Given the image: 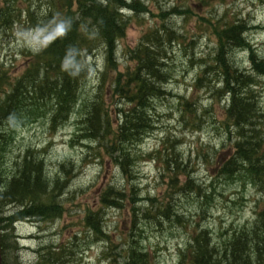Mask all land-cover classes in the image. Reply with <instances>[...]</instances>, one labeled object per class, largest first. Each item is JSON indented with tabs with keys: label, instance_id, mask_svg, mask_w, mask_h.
Returning a JSON list of instances; mask_svg holds the SVG:
<instances>
[{
	"label": "rangeland",
	"instance_id": "1",
	"mask_svg": "<svg viewBox=\"0 0 264 264\" xmlns=\"http://www.w3.org/2000/svg\"><path fill=\"white\" fill-rule=\"evenodd\" d=\"M57 1L0 0V9L10 6L16 11L29 10L37 20L44 19L48 8L58 5ZM126 1L132 5L126 7L127 11L145 6L148 12L137 10L136 14L125 16L129 23L117 48L112 49L116 72L106 69L105 48L94 46L88 53L86 50L87 75L73 115L55 130L46 120L16 127L13 140L0 154V193L21 170L22 158L29 151V161L42 162L48 188L56 190L54 183H58L59 204L64 209L60 219L30 220L14 226V237L19 235L27 240L18 242L25 247L20 248L21 264L37 263L38 256L47 252H39V248L46 246L59 255L64 246L71 247L72 256L67 263L63 258L64 264H113L114 260L123 264L129 247H139L149 254L153 264H178V251H184L192 237L201 231L208 234L210 246L215 247L221 262L226 259V244L233 233L247 235L245 232L256 220L255 208L262 210L264 206V193H259L255 186L244 188L229 180L235 172L229 168L235 132L223 119L226 100L223 101V82L218 76L217 47L212 34L216 21L241 20L248 28L244 37L255 47L257 57L264 60V0ZM75 8L73 4L72 9ZM116 9L120 14L125 7L118 3ZM1 17L5 18V12L0 10ZM22 27L13 23L8 31L0 30V65L14 79L25 72L26 63L33 60L43 43V34ZM172 31L176 36L168 40ZM153 36L158 38L152 46L160 65L159 73L168 78L163 85L165 95L150 101L148 117L153 121V129L139 145L124 143L132 165L117 155L122 169L113 161L115 154L107 148L106 139L91 140L80 135L83 129L89 134L94 132L84 121L79 124L78 118H90L91 105L95 108L93 103L102 96L111 123L119 120V111L127 107L107 88L115 75L106 74L105 91L100 94L101 74L124 73L134 65L129 60L131 52L141 50ZM247 55L235 50L229 61L247 72L250 69ZM255 79L260 84L254 90L261 111V118L253 122L257 140L264 139V77ZM161 148H165L164 152L155 154ZM140 155L146 157L139 161ZM174 160L178 162V170L174 168ZM187 185L192 189H187ZM108 187L113 188V195L108 194ZM117 192L121 196L117 197ZM103 198L108 203L115 201L116 206L100 203ZM18 205L8 206L1 200L0 213L5 208L4 217L15 214L21 211ZM90 211L94 212L88 220H93L94 214L103 216L101 225L106 238L100 237L102 241L95 240L93 231L83 226L82 221L87 220ZM39 235L46 237L38 238ZM10 236L16 240L13 232ZM35 251L38 253L33 254ZM16 260L14 252L6 251L5 264H14ZM184 261H191L190 256Z\"/></svg>",
	"mask_w": 264,
	"mask_h": 264
},
{
	"label": "trees",
	"instance_id": "2",
	"mask_svg": "<svg viewBox=\"0 0 264 264\" xmlns=\"http://www.w3.org/2000/svg\"><path fill=\"white\" fill-rule=\"evenodd\" d=\"M57 3L58 6L56 4L53 9L59 7L58 11L49 20L51 19L50 24L55 30L58 29L59 34H56V41L40 55L39 61L30 64L25 73L14 83L0 67V154L5 152L6 147L13 140L16 127L47 121L49 117L50 127L55 130L66 122L75 109L77 98L80 96V87L86 79L87 68L84 69L86 50L88 53L91 47L102 46L106 50V69H113L115 72L117 70L112 49L117 48V42L123 37L129 21H125L126 15L119 14L116 8L118 3L128 9L132 5L125 0H84L77 3L73 10L72 4L67 0H58ZM138 3L136 2V5ZM138 8H132L135 14L137 10L147 11L144 6ZM11 9H3L5 18H0V27L10 21ZM174 10L181 12L178 8ZM129 12H132L131 9ZM27 15L28 21L33 18L32 14ZM244 31H246L245 23L238 20L232 24L216 23L212 34L217 41L215 60L219 64L218 76L223 82L222 91L229 94L225 122L228 128L235 132L233 138L236 148L235 159L241 160L246 165L245 174L251 177L252 183H255L260 178H264V142L257 143L255 135L257 127L253 125L254 120L260 117L256 97L252 91L258 83L250 75L233 69L229 55L236 48L249 49V61L256 76L264 75V60L257 58L254 51L249 48L243 38ZM167 36L170 40L172 36H176V33L172 31ZM157 42L158 38L153 36L146 40L141 50L136 49L131 52L129 60L135 65L126 72L101 74L98 86L100 94L105 91L103 85L106 74H113L115 76L107 88L112 92L113 97H117L127 107L119 111V121L112 123V125L116 124L115 129L111 125L107 111L101 108L100 104L104 101L102 96L97 97L93 103L96 105L95 108L91 106L93 115L87 119L86 124L92 126L94 133H86V136L106 139L107 148L115 154L112 155L113 161L122 169L123 164L117 161V155L124 157L131 165L124 143L131 142L133 145L139 143L153 128V121L148 117L150 101L161 95L162 90L159 85L166 79L164 73H159L160 65L153 56L152 45ZM99 110L107 114L108 118L101 117ZM21 117L23 120L20 119ZM82 123L81 119L79 124ZM85 130L83 129L82 132ZM155 153L160 155L161 151ZM24 162L22 171L17 177H13L5 187L6 190L0 193V202L2 200L8 206L19 203L23 208L18 215L0 220V223L6 221L5 227H1L4 230H11L14 222L24 218L35 220L58 218L63 210L57 199L60 196L58 183H54V186H57L56 190L48 188L49 183L42 174V162L33 164L31 161L27 162V159ZM177 163L173 161L176 170H178ZM168 168L167 165V171ZM259 183L264 185L263 181ZM186 187L192 189L189 185ZM92 230L95 235H102L97 220ZM245 233L247 235L243 238H236V234L233 233V237L226 244V259L220 262L215 247L210 246L208 234L205 231L198 232L192 237L191 244L180 253L179 264H225L226 260L228 264H264V210L258 213V221ZM10 242V233H5L1 238L3 264H5L6 251H16L15 244L10 247ZM47 251L39 256L37 264H64V260L68 262L66 255H70V252L65 249L60 252L61 256L59 253ZM186 256L188 259L190 256L191 261H184ZM124 264H151V259L147 255L140 254L137 248L129 247L126 249Z\"/></svg>",
	"mask_w": 264,
	"mask_h": 264
},
{
	"label": "bare ground",
	"instance_id": "3",
	"mask_svg": "<svg viewBox=\"0 0 264 264\" xmlns=\"http://www.w3.org/2000/svg\"><path fill=\"white\" fill-rule=\"evenodd\" d=\"M255 216H256L255 222H257L258 221V215H255ZM14 223L16 224V222H14ZM17 223H19V221Z\"/></svg>",
	"mask_w": 264,
	"mask_h": 264
},
{
	"label": "water",
	"instance_id": "4",
	"mask_svg": "<svg viewBox=\"0 0 264 264\" xmlns=\"http://www.w3.org/2000/svg\"><path fill=\"white\" fill-rule=\"evenodd\" d=\"M77 1H81V0H77ZM0 264H1V251H0Z\"/></svg>",
	"mask_w": 264,
	"mask_h": 264
}]
</instances>
